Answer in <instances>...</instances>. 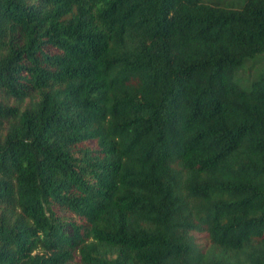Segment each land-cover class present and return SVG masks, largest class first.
I'll return each mask as SVG.
<instances>
[{"label": "trees", "instance_id": "16d2710c", "mask_svg": "<svg viewBox=\"0 0 264 264\" xmlns=\"http://www.w3.org/2000/svg\"><path fill=\"white\" fill-rule=\"evenodd\" d=\"M258 56L264 0H0V264H264Z\"/></svg>", "mask_w": 264, "mask_h": 264}, {"label": "rangeland", "instance_id": "374dc122", "mask_svg": "<svg viewBox=\"0 0 264 264\" xmlns=\"http://www.w3.org/2000/svg\"><path fill=\"white\" fill-rule=\"evenodd\" d=\"M227 3L232 4L231 2ZM256 59L246 65H242L234 75L233 80L242 89L251 88L256 81H262L264 83V57L258 56Z\"/></svg>", "mask_w": 264, "mask_h": 264}]
</instances>
